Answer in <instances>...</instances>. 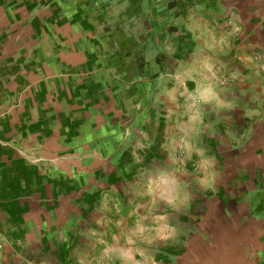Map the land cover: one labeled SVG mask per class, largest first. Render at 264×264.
Wrapping results in <instances>:
<instances>
[{"label":"crops","instance_id":"obj_1","mask_svg":"<svg viewBox=\"0 0 264 264\" xmlns=\"http://www.w3.org/2000/svg\"><path fill=\"white\" fill-rule=\"evenodd\" d=\"M218 1L144 3L135 77L115 2L0 0V264H264V0Z\"/></svg>","mask_w":264,"mask_h":264},{"label":"trees","instance_id":"obj_2","mask_svg":"<svg viewBox=\"0 0 264 264\" xmlns=\"http://www.w3.org/2000/svg\"><path fill=\"white\" fill-rule=\"evenodd\" d=\"M208 1V0H207ZM113 2V0H109ZM150 0H115L117 4H125L124 8L113 19V27H107L109 34L116 38L118 54L113 59V63L118 68L132 66L135 70V77H139L142 73L145 61L141 56L140 42L136 36L126 32L125 26H131V22L138 18L141 13V8L144 3H149ZM194 0H167L166 6L169 10H173L177 16L186 15L187 10L194 4Z\"/></svg>","mask_w":264,"mask_h":264},{"label":"rangeland","instance_id":"obj_3","mask_svg":"<svg viewBox=\"0 0 264 264\" xmlns=\"http://www.w3.org/2000/svg\"><path fill=\"white\" fill-rule=\"evenodd\" d=\"M102 1H103V3L107 2V0H102ZM113 2H115V0H113ZM194 2H195L194 4H196L198 6H202L204 9H209L211 11H219L220 7H221L218 0H208V1L207 0H194ZM166 3H167V0H150V3L148 6H150V7L152 6L153 11L155 13H157V15H159V14L164 15L162 18L167 19V17L168 16L170 17V15L165 16V12L163 13V11H160V12L157 11V10H163L166 7ZM124 6H125V4H122V3L117 4V6H116L117 9H116V11H114V13L120 12L124 8ZM198 6L194 5L193 7H191V9L196 8ZM189 11H191L190 8L188 9V12ZM171 17H173V16H171ZM174 19H176V20H180V19L189 20L192 18H191L189 13H186V15H183V16H180V17H177Z\"/></svg>","mask_w":264,"mask_h":264}]
</instances>
